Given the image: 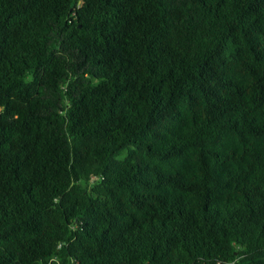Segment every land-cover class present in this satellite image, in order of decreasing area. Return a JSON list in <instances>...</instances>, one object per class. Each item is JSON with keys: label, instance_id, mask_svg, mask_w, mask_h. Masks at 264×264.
Returning <instances> with one entry per match:
<instances>
[{"label": "trees", "instance_id": "1", "mask_svg": "<svg viewBox=\"0 0 264 264\" xmlns=\"http://www.w3.org/2000/svg\"><path fill=\"white\" fill-rule=\"evenodd\" d=\"M0 264H264V0H0Z\"/></svg>", "mask_w": 264, "mask_h": 264}]
</instances>
